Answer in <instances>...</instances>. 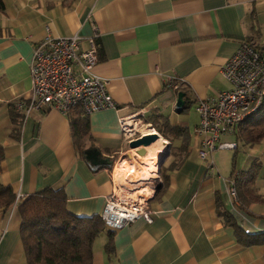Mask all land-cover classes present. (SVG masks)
Here are the masks:
<instances>
[{
  "label": "crops",
  "instance_id": "1",
  "mask_svg": "<svg viewBox=\"0 0 264 264\" xmlns=\"http://www.w3.org/2000/svg\"><path fill=\"white\" fill-rule=\"evenodd\" d=\"M3 3L0 144L4 155L0 183L11 187L16 200L46 187L62 189L69 213L100 215L106 196L115 188L114 171L122 163L116 166V162L128 148L119 117L145 107L147 117L155 116L157 121L166 120L185 130V136L172 137L178 142L181 159L161 169V185L148 202L152 221L137 218L113 230L110 256L105 251V228L93 242L92 264H264V243L241 246L217 207L231 214L244 232L264 233V137L245 140L240 127L224 136L237 142L233 152L238 155L234 171L232 155L229 172L220 176L214 151L208 156L213 171H208L207 160L198 156L194 134L198 123L195 104L231 87L221 68L239 43L264 48V0ZM45 27L53 36L80 33L89 37L94 27L98 31L97 62L92 72L107 80L105 88L115 107L86 116L89 134L82 140V152L73 143L67 115L54 109L33 110L22 116L17 137L11 135L16 125L10 106L30 96L32 47L47 33ZM166 76L182 80L178 90L187 91L195 114L192 120L190 112L174 111L177 90L165 85ZM94 149L105 163L93 165L85 158L84 152ZM168 156L169 151L163 162ZM248 171L256 172L257 177L252 182L239 180L232 198L229 180L234 176L240 179V174ZM20 221L16 203L0 209V264H27Z\"/></svg>",
  "mask_w": 264,
  "mask_h": 264
},
{
  "label": "built area",
  "instance_id": "2",
  "mask_svg": "<svg viewBox=\"0 0 264 264\" xmlns=\"http://www.w3.org/2000/svg\"><path fill=\"white\" fill-rule=\"evenodd\" d=\"M45 36L32 47L29 72L31 89L28 100L14 103L15 108L27 116L33 110L54 109L67 115L73 107H79L84 116L115 107L106 91L107 80L92 72L97 62L98 31L94 27L91 36L80 33L53 36L45 27ZM85 43V46H83ZM222 75L231 87L217 93L214 98L200 99L195 104L198 123L194 134L198 138V156L207 160V170L213 171L214 163L209 154L215 150L235 149L237 142L225 140L244 120L255 113L264 98V53L249 42L242 41L221 68ZM167 87L178 90L182 80L166 76ZM148 110L139 107L128 115L119 117L123 139L129 141L154 133L146 120ZM155 163L156 176L131 180L125 178L115 184L106 196L100 213L105 228L117 230L137 218L151 222L148 202L161 185ZM228 193L235 198L233 179L229 180Z\"/></svg>",
  "mask_w": 264,
  "mask_h": 264
},
{
  "label": "trees",
  "instance_id": "3",
  "mask_svg": "<svg viewBox=\"0 0 264 264\" xmlns=\"http://www.w3.org/2000/svg\"><path fill=\"white\" fill-rule=\"evenodd\" d=\"M4 9L3 0H0V11ZM264 53V48H257ZM184 93L185 105L183 110L190 107V100L185 89L177 90ZM10 116L13 124L11 135L16 133L22 120V114L10 106ZM67 117L73 143L78 152H82V140L89 134L88 120L79 107L69 110ZM18 127V128H17ZM245 140L257 141L264 137V98L257 109L239 125ZM166 136H185V130L180 126H172L166 120L163 122ZM3 147L0 144V161L3 158ZM232 171L235 168V154H233ZM264 174V173H263ZM256 172L240 174V179L233 177L235 190L238 181L244 179L254 181ZM239 181V182H240ZM66 196L62 189L46 187L33 194L16 200V194L10 186L0 183V209L7 210L16 203L20 216L19 234L27 264H92V245L95 238L105 231L100 215L76 216L66 210ZM218 207V214L225 225L233 229L236 241L243 247L257 243H264V233H247L237 226L234 218L227 211ZM108 240L105 251L110 256L113 251L112 231H107ZM263 237V238H262Z\"/></svg>",
  "mask_w": 264,
  "mask_h": 264
},
{
  "label": "rangeland",
  "instance_id": "4",
  "mask_svg": "<svg viewBox=\"0 0 264 264\" xmlns=\"http://www.w3.org/2000/svg\"><path fill=\"white\" fill-rule=\"evenodd\" d=\"M187 111V112H186ZM188 112H190L189 114H190V119L192 120V118H194V113H193V110H191V107H189L188 109H186L185 110V112L184 113H182V114H186V113H188ZM146 120L147 121H149L151 124H152V126L154 127V129L156 130V132L160 135V136H162L166 141H167V143H170V149H169V156L164 160V162L163 163H160V160H161V158L163 157V154H164V152L166 151V146H165V148H163V150L160 152V155H159V157H158V159H157V161L156 162H158L159 161V165L157 166L158 168V173H159V175H160V178H161V180L163 179V172H162V170L161 169H163V166L165 165V166H167L170 162H172V161H174V162H179L180 161V159H181V153L179 152V149H178V147H177V144H178V142L174 139V138H172V136H166L165 134H164V128H163V123H162V121L160 120V121H157L156 119H155V116H152V117H147L146 118ZM244 137V136H243ZM244 139H246V138H244ZM130 149H135V148H127V153H125V154H123L122 156H121V158L116 162V166L120 163V162H123V163H125L124 162V159H126L125 161H127V160H129L128 162H127V165H133L134 167H136L137 169V171L138 172H140L139 171V166L140 165H142L143 163L142 162H140L138 159H137V153L135 152L134 153V159H131L130 158ZM163 152V153H162ZM213 157H214V161H215V166H216V168H217V171H218V174H220V176H226V174L229 172V170H230V158L232 157V155L234 154V152H233V149H221V150H216V151H214L213 153ZM133 155V154H132ZM237 155H238V152L235 154V162L237 161ZM129 158V159H128ZM155 162V163H156ZM126 164V163H125ZM122 168V167H121ZM124 168V167H123ZM126 168H128L127 166H126ZM127 169H122V174L126 171ZM127 172V171H126ZM162 172V173H161ZM126 178H128L129 179V177H126ZM115 183H118L116 180H115Z\"/></svg>",
  "mask_w": 264,
  "mask_h": 264
},
{
  "label": "bare ground",
  "instance_id": "5",
  "mask_svg": "<svg viewBox=\"0 0 264 264\" xmlns=\"http://www.w3.org/2000/svg\"><path fill=\"white\" fill-rule=\"evenodd\" d=\"M151 132H154L157 134V132L155 131V129ZM167 145V141L161 137L160 135H157L156 139L151 142L150 144L144 146L145 148V154L143 155H137L138 160L140 162H142L143 164L139 166V171L138 172L136 169V167H134L133 165H127V163H121L119 164V167L115 168L114 171V179L117 182H121L123 181L126 177H129V179L131 180H137V179H142V178H153L156 176L155 173V162L157 161L160 152L163 150V148H165V146ZM135 153V149H131L130 150V157L131 159L133 158V155ZM163 153V152H162ZM133 154V155H132ZM126 166L128 168H126ZM122 167V168H121ZM127 169L123 174H122V169ZM158 168V167H157Z\"/></svg>",
  "mask_w": 264,
  "mask_h": 264
},
{
  "label": "water",
  "instance_id": "6",
  "mask_svg": "<svg viewBox=\"0 0 264 264\" xmlns=\"http://www.w3.org/2000/svg\"><path fill=\"white\" fill-rule=\"evenodd\" d=\"M185 105V100H184V93L182 91H178L176 93V99L174 103V111L176 113H180L183 110V107ZM157 137L156 133H150V134H145L142 135L138 138H135L131 141L128 142V147L129 148H135V152L139 155H143L145 153V148L144 146L150 144L153 142ZM170 145L167 144L166 146V151L163 154V157L160 160V163L163 162V159L165 156L168 155ZM85 158L93 165H98L99 163H105L103 159H99V152L97 150H87L84 152ZM159 162V161H158Z\"/></svg>",
  "mask_w": 264,
  "mask_h": 264
}]
</instances>
